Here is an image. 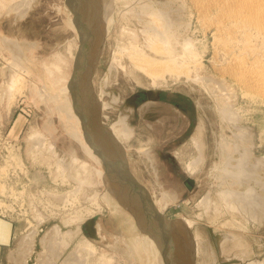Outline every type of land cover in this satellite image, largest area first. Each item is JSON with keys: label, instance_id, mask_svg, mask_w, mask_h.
Returning <instances> with one entry per match:
<instances>
[{"label": "rangeland", "instance_id": "1", "mask_svg": "<svg viewBox=\"0 0 264 264\" xmlns=\"http://www.w3.org/2000/svg\"><path fill=\"white\" fill-rule=\"evenodd\" d=\"M125 1L117 2L116 12L120 11V14L124 12L127 8L126 2H131L128 4L130 6L133 2H138V0ZM140 1L145 3L144 6H153V2L158 8L168 5L166 7L174 11L171 19L176 25L173 31L177 33V39L169 43L170 55H155L146 48L148 34L144 33V29L147 27L150 28L148 33L153 36L152 40L155 44L161 45L162 40L155 27V24L160 22L151 17V11L147 10V15L142 16L143 22L134 18L125 20L119 17L115 24L116 28L112 27L110 34L106 35L102 51L100 49L94 55L95 60V57L92 58L93 68H91L89 84L90 91L97 98L102 83L107 79L105 100L109 101L111 95L117 100L120 99L118 107L100 111L98 117L105 129H109L119 120L127 104L131 105L128 117L130 126L135 130L134 137L125 142L113 140L122 155L124 168L126 167V172L128 171L126 180L129 182L126 183L133 187L132 195L138 196L139 192L136 190H139L144 199L142 203L148 209L150 207L155 209L162 219L180 223L187 220L186 217H190L196 221L188 234L191 238V246L192 244L194 246L192 247L194 250L192 257H194L191 260L193 263L190 264H217L214 254L218 256V261L224 257L228 261L232 258L244 264H250L252 261L254 264H257L256 261L260 262L258 264H264V219L261 223L253 220L249 222L240 212L225 208L220 198L223 187L220 186L222 181L219 178L222 176L221 169L225 167L222 161L224 157H221L224 145L222 142H224L223 138L232 140L234 138L232 133H236L237 130L226 120L227 123L222 120L217 107V104L222 107L226 104L232 105L229 113H232V117L236 116L240 119V126L252 128L251 131L255 136L254 153L258 158L264 157V98L251 92L249 87L236 82L234 76L227 70L239 61L263 64L262 39L254 31L233 29L227 22L224 23L225 29L222 32H216L214 24L218 21L217 17L214 14L200 17L194 0ZM5 2L7 1L0 0V32L12 39L31 44L26 47L27 49L22 48L25 63L23 60L22 64L18 61L15 64L16 57L13 51L0 41V216L14 220L16 227L11 251L17 261L11 262L21 263L19 253L29 249V246L20 243L21 239L35 231L38 233L35 251L28 250L31 254L29 264H35L42 251L41 238L45 236L51 239L54 235V227L60 226L63 232L74 231L68 239L69 247L66 255L79 251L87 256L86 247L90 240L96 248V255L89 257L88 264H126L122 257L109 248V245L115 243L117 236L121 237L116 234L118 231L128 234L125 231V223L116 217L115 219L120 221L123 227L121 223L116 225L115 216L109 213L108 209L98 208L92 200L95 190L102 192L105 189L103 184H96L98 178L95 169H99V166L88 158L79 143L63 130L54 105L44 102L38 93V88L44 82L49 84L52 90H59L76 73L74 60L76 55L73 54L78 52L80 39L76 29L68 24L69 19H73V16L76 18V15L68 8L67 0H34V7L25 17L7 16L6 11L3 13ZM116 17L118 18V15ZM161 27L163 28L162 24ZM125 30L136 32L137 46L146 50L135 59L157 71V76L163 77L158 80L156 88L147 76L134 67L128 56L123 57L122 60L117 57L116 53L120 47L128 49L133 43L129 38L130 33L126 34ZM185 42L191 45L185 48L183 47ZM93 44L92 41L90 46L92 47ZM91 47L90 50H93ZM114 59H117L115 62L118 70L110 74L109 69ZM10 60L12 61L9 65ZM56 63L62 68L63 73L60 84L52 86L45 67L48 66L47 68L54 71ZM17 64L21 65L20 69ZM170 69L177 71L178 76L169 74ZM12 70L14 71L12 74H15L14 79L8 76ZM198 76L222 79L227 92H221L219 89L216 93L213 91L211 95L209 90L214 86H205L200 81L195 82L193 79ZM151 91L159 94L158 103H155L154 96L152 99L149 95ZM146 94L149 100L146 99ZM132 99L135 100V104L127 103ZM47 115H52L57 130L54 132L58 144L55 156L46 153L45 149L34 150L29 143L33 131L43 129ZM198 137L202 144L203 161L195 173H190L187 171L188 164L198 158L194 144V139L197 140ZM230 146L233 147L231 144ZM145 147L152 149L153 161L142 153ZM156 148L170 153L176 165L172 164L169 167L168 164H164L161 157L158 158ZM72 150L79 159V163L75 166L69 163L72 161ZM234 156L237 158L238 154L234 153ZM57 157L65 159L66 163L73 166L69 171L71 178L59 176L60 173L56 168ZM81 162H89V167L91 165L92 169L89 168V173L92 177L91 181L95 184V190L86 185L85 181L89 182L90 178H86L85 175L89 173L84 174L79 169ZM152 162L158 168H153ZM116 173V177L119 178V173L117 171ZM76 176L81 179L79 181L75 180L77 178L73 179ZM121 177L123 179L124 175ZM228 183H231V180ZM81 185L83 187H80ZM226 187L236 189L230 184ZM81 190L86 191L87 197L83 196ZM167 193L170 199L162 204V195ZM207 195L211 197L212 204L205 208L202 206V200ZM75 196H79V200ZM40 217L43 221H40ZM71 219L74 222L68 224ZM90 221L101 225L102 233L94 239L90 237L92 235L85 226ZM225 233L233 235L234 240L221 242L218 238ZM198 246L200 252L197 251ZM60 262L59 264H63ZM136 264L143 263L137 260Z\"/></svg>", "mask_w": 264, "mask_h": 264}, {"label": "bare ground", "instance_id": "2", "mask_svg": "<svg viewBox=\"0 0 264 264\" xmlns=\"http://www.w3.org/2000/svg\"><path fill=\"white\" fill-rule=\"evenodd\" d=\"M6 1L8 3L5 2V5L3 4L4 5L3 13L6 11L7 16L23 18L29 13L30 9L34 7L33 5L34 0H10V1L6 0ZM67 1H68V8L71 9L70 11L72 12V14L76 15L75 16L76 18H74L73 16V19L72 18L69 19L68 24L70 25L71 28H74V30L76 29V33L80 39V47L78 49V52L76 54H73L76 55V57L74 56L75 58L74 60L76 62V67H75L76 73H74L73 77H70L68 81H66V83L59 90L56 89L52 90V88L48 86L49 84L47 85V83L44 82L41 84L42 86L38 88V93L40 94V98L44 102H46L47 104L54 105V108L58 112V117L61 119L60 123L63 130L74 141L79 143L83 153L88 158L95 161L99 166V169L98 168L95 169L98 178L96 184L98 183H100L101 185L103 184L105 189L102 192H97V190H95L96 187H94L95 184L91 181L92 177L89 173V168L92 169V167L91 165L89 167V162H81L79 169L82 170L84 174L89 173L85 176L86 178H90V181L89 182L85 181V182H87L86 184L87 186H89L91 189L96 191L94 192L95 194L92 199L95 202V205H97V207L100 209L102 208L108 209L109 213L115 216L114 219L116 217L121 219V221L124 222L126 225L125 231L128 232L129 234V235L128 234L125 235L123 231L120 232L117 230L118 233L116 234L120 235L121 237L119 238L117 236V238H115V243L109 245V248L112 251L116 252L118 256L122 257L125 260L126 264H136L137 260L139 262L141 261V263L143 264H164V262L165 264L193 263L191 260L194 257V256L192 257V253L194 252L193 250L194 246L193 244L191 246V238L188 236V234H190L189 229L191 228V226L195 225L196 221L190 217L189 218L186 217L187 220H183L180 223L168 222L166 219L164 218L162 219V217L159 216V214L156 212L155 209L151 207L148 209V207L145 206L144 203H142L144 199L141 192L139 190H136V192H139V194L138 196H133L131 192L133 187H130V184L126 183L129 182L126 180L128 171L126 172V167L124 168L125 164L122 155L120 154V151L113 140H115L116 142L117 140H120L121 142H125V141H130L134 137L135 130L130 126L129 117H128L130 113L129 111L131 109V105L126 103L127 104V106L125 105L126 108L127 107L129 108L127 109L125 108V110H123V112L120 114L119 120L115 124L109 127V129H105L98 117L99 113L100 111L102 112L111 108L113 109L118 107L120 99L117 100L116 98H114V96L112 97L111 95V99L109 101L105 100L106 84L108 82L106 78H105L106 80L101 85L99 97L97 98L94 97V95L92 94L89 88L91 86V85L89 86L91 79L90 75H92L91 68H93L92 67L93 64L91 63V61H93L92 58L95 57L94 55L97 54L100 51V49L102 51V46L104 44L105 37L106 35L108 36L110 34L111 28L115 27L117 19L118 20L120 19L119 17L125 20L134 18L135 20L137 19L138 21L143 22L142 16L147 15L148 13L147 10L149 12L151 11L152 12L151 17L159 20L160 22L159 24H155V27L158 30V36L159 37L162 36V40H161V45H157V43L155 44L152 40L153 36L150 34V32L148 33L150 28L145 26L147 28L144 29V33L148 34L147 37L148 42L146 48H148L147 49L148 52L154 53L155 55L164 54L169 56L170 55V51H168L170 50L169 43L170 41H174V39H177L176 37L177 33L175 34L174 33L175 30L173 31V28L176 25L174 22H172L173 19H171L172 13L174 11L172 12L171 10H169L166 7L168 5L165 4L163 8L162 7L158 8L155 5L156 3L154 2H153V6L152 5L144 6L145 3H142L140 0H138L139 3L133 2V5L130 6L128 4H130L131 2L127 3L126 0L125 2L127 6L125 7L127 8L124 12H121L120 14L119 13L120 11L116 12L115 6L117 5L118 1L124 2V0H67ZM194 1L196 2L195 7L200 17L210 16V14H214L217 17L218 21H216L214 24V29L216 32L218 33L222 32L225 29L224 23L227 22L228 24H230V26L233 29H244L247 31L256 32L261 37L262 42L264 44V0H194ZM152 8L154 10H152ZM169 8L171 9V7ZM116 15H118V18L116 17ZM161 24L163 28L161 27ZM232 28H230V30H233ZM123 29H127V28H123ZM123 29L121 31H123ZM128 31L129 30L127 31L125 30L124 32L126 34L130 33L129 38L133 41V43L130 44L131 47L128 49L120 47L116 55L121 60L123 57L128 56L129 61H131V63L134 64V67L138 69L141 73H143L145 76H147L152 81L154 88H156V86L158 85V80L163 77L157 76L156 75V73H158L157 71L148 68V66L144 62L143 64H141L135 59L137 55H139L142 51H146V50H143L142 48H140V46L139 47L137 46L138 42H136L137 39V35L135 34L136 32L132 33ZM0 41L1 43H3V45H5V47H9L10 50L13 51L16 57V62H14L15 64L17 63V61L18 63H21L23 60L25 63L23 50L26 47L31 46V44H27L25 42L16 39H12L1 32H0ZM92 41L94 42V44L91 47L90 44ZM188 42H185L183 44L184 45L183 47L187 48V46L190 44ZM90 47L93 48V50H90ZM173 56L175 57V55ZM58 58L60 59L61 57L59 56ZM95 59L96 57L94 58V60ZM115 60L117 59H114L113 63L110 66L109 69L110 74L118 70V66L116 65ZM11 61L12 60H10L9 65L11 64ZM19 66L21 67V65ZM19 66L17 64V67ZM20 67L18 69H20ZM47 67H45V70L46 73L48 74V77L51 80L50 85L55 86L56 84H60L63 73L62 68L59 65H57V63L56 65H54V71ZM18 69L15 70L18 71ZM227 70L234 76L236 82H238L241 85H245L249 87L250 88L249 90L251 92H254L255 94L260 95L261 97L264 98V62L263 64L262 63L248 64L243 61H239L233 67L227 68ZM13 72L14 71L12 70L10 72L11 74L8 76L9 77L12 76L13 78V76L15 75L12 74ZM169 74L178 76L179 73H177V71L173 69H170ZM193 80L195 82L200 81L204 83L205 86L213 85L214 88L212 87L209 90L211 95L213 91H215L216 93L217 92L216 90L219 89H220L219 91L221 92H227L226 91L227 89L224 85V82H222L223 81L222 79L221 81L220 79H216L212 77L198 76ZM16 84L15 86H18ZM149 95H151L153 99V96L154 95L156 96V92L151 91ZM217 107L219 114L222 116V120L223 121L226 120L229 125H232L231 126L232 128H235L237 130L236 133H232V135L234 134L233 135L234 138L233 139L231 138L232 140L223 138L224 142L222 143H224V145L222 146L223 151H221V157H224L222 161L225 167L221 169L222 176L219 179L222 181L220 186L223 187L224 189L222 188V190L220 191V198L223 201L225 208H227L228 210L236 211L238 213L240 212L242 215H244L247 218L249 222L253 220V221H257V223H261L262 220L264 219V157L258 158L254 153L253 142L255 141L254 140L255 136H253V133L251 131L252 128L249 129L240 126L241 125L240 119L237 118L236 116L232 117L231 116L232 113H229L231 111L232 105L226 104L225 107H222L221 105L217 104ZM55 131L57 130L54 127V120L52 118V115L50 116L47 115L46 121L44 122L43 125V129H41L40 131L34 130L32 135L29 137L30 147H33L34 150L38 149L44 151L45 149L46 153L48 154L51 153L50 155L53 154L55 156L57 154V147H58V144L56 142L57 140L55 141V137H54ZM47 136H49L51 139L48 138ZM194 144L195 147L197 148L198 158H196L195 160H193L191 163L188 164L187 171L190 173H195L198 170L199 165H201L203 161L201 158L203 157V153L201 152L202 144L200 141V137H198L197 140L194 139ZM230 144L233 147H231ZM227 145H228V149H227ZM72 152H73L71 157L72 161H70L69 159L70 161L69 163L71 165L74 164L75 166V164L79 163V159L76 156V152H74V150H72ZM142 153L144 154L145 157L153 161L154 154L151 148L149 147L143 148ZM234 153L238 154L237 158H235ZM57 159L58 161L56 163V168L57 171L60 173L59 176L64 178L66 176L67 179L68 177L71 178L72 175L69 174V171L70 168H72L73 166L71 167L70 164H68V162L66 163V160L63 158L57 157ZM117 159L119 162L117 161ZM49 160H51V158H49ZM152 165L153 168H158L154 162H152ZM116 171L119 173L120 177L124 175L123 179L122 177L121 178L116 177L117 174ZM81 175L82 174H80V176ZM78 176L73 177V179L77 178L75 180L79 181L81 177L78 179ZM156 176H158V173H156ZM230 180L231 183H228V181ZM228 184H230V186H234V188L236 187V189L226 187V185ZM80 187L83 186L81 185ZM81 192H83V190H81ZM68 193L69 192H67V194ZM82 194H84L83 196L85 197H87L88 195L86 194L85 190ZM90 197L91 196H89V198ZM169 199H170V195L168 193L163 194L161 203L165 204L168 202ZM211 204H212L211 197L209 195L204 197V199L202 200V206L208 208ZM154 216L156 219L154 218ZM40 221H43L41 217H40ZM153 221H156L157 223H154ZM73 222L74 221L71 219L68 221V224ZM89 223L90 224L92 223V225H89ZM120 223H121L120 221L115 219L116 225ZM120 225L122 226V223ZM161 225H164L165 227ZM85 226L88 227L87 229L89 231V234H90V230L96 236H98V234L101 235L102 233L101 225H97V223H93L90 221L86 223ZM53 230H54L53 233L54 235L53 237H51V239L49 238L47 239V237L45 236L44 238H41L40 245L42 246V251L41 254L38 255L39 258H37L35 264H59L60 261H61L60 263L63 264H88L89 257L96 255V248L90 240L88 241L86 247V249L88 250L87 256H84L79 251H74L71 254L66 255V250L69 247L68 239L70 238L72 232L74 231L69 230L63 232L60 226H55ZM37 234L38 233L35 231L28 235L24 234L25 236L22 237L20 243L26 244V246H29L28 250L34 252L35 251L34 246L36 244ZM218 239H221V242H226L229 240H234V237L233 235H229L225 233L223 235L221 234ZM28 250L26 249L24 252L19 253V258L21 260L20 264H29L30 262L29 259L31 258L30 256L31 254L29 253ZM197 251L200 252L199 246L197 248ZM214 256H215V260L217 261V264H244L242 263V261L237 262L232 258L231 261H228V259H225L224 257H222V259L218 261V256L215 254ZM9 259H11V261H17L15 260V256L13 255V253L9 255ZM255 263L258 264L260 262L256 261ZM250 264H254V261H252Z\"/></svg>", "mask_w": 264, "mask_h": 264}, {"label": "crops", "instance_id": "3", "mask_svg": "<svg viewBox=\"0 0 264 264\" xmlns=\"http://www.w3.org/2000/svg\"><path fill=\"white\" fill-rule=\"evenodd\" d=\"M16 236V227L11 219L0 216V264H12L9 255Z\"/></svg>", "mask_w": 264, "mask_h": 264}, {"label": "flooded vegetation", "instance_id": "4", "mask_svg": "<svg viewBox=\"0 0 264 264\" xmlns=\"http://www.w3.org/2000/svg\"><path fill=\"white\" fill-rule=\"evenodd\" d=\"M145 96H146V99L149 100V99H148V94H146ZM154 98H155V100H156L155 103H158L159 100H160V96H159V94H156V96L154 95ZM128 102L135 104V100H133V99L127 101V103H128ZM135 109H136V107H135ZM156 149L158 150V151H157L158 158L161 157L162 162H163L164 164H168L169 167H171L172 164H173V165H174V164L176 165L175 160H174V157H173L170 153L165 152V151H160L158 148H156Z\"/></svg>", "mask_w": 264, "mask_h": 264}, {"label": "water", "instance_id": "5", "mask_svg": "<svg viewBox=\"0 0 264 264\" xmlns=\"http://www.w3.org/2000/svg\"><path fill=\"white\" fill-rule=\"evenodd\" d=\"M91 222L94 223V221H91ZM89 225H92V223H91V224L89 223ZM90 233H91V235H92L94 238H96V235H95L93 232H91V230H90Z\"/></svg>", "mask_w": 264, "mask_h": 264}]
</instances>
